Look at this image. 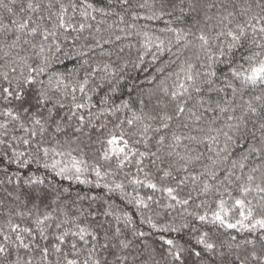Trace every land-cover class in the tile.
Wrapping results in <instances>:
<instances>
[{
  "label": "snow or ice",
  "instance_id": "1",
  "mask_svg": "<svg viewBox=\"0 0 264 264\" xmlns=\"http://www.w3.org/2000/svg\"><path fill=\"white\" fill-rule=\"evenodd\" d=\"M0 8L9 21L0 16V264H264V0H0ZM108 17L168 18L161 31L171 38L129 25L143 38L139 59L151 47L173 57L135 111L107 93L105 107L94 103L120 78L113 57L133 47L106 49L129 36L123 28L103 36ZM105 115L115 119L97 123ZM173 121L189 132L160 134ZM221 138L212 168L192 175L203 153L176 150ZM199 177L207 179L181 195ZM124 181L153 193L128 198L139 223L94 191L123 193Z\"/></svg>",
  "mask_w": 264,
  "mask_h": 264
},
{
  "label": "trees",
  "instance_id": "2",
  "mask_svg": "<svg viewBox=\"0 0 264 264\" xmlns=\"http://www.w3.org/2000/svg\"><path fill=\"white\" fill-rule=\"evenodd\" d=\"M7 2V0H5ZM146 14V13H145ZM7 12L0 8V16L4 17L5 23H8L7 19ZM102 18L100 16H97V21H93V24H96L98 21H100ZM168 18L165 17L164 20H146V19H139L136 21L131 20V18L126 17V22L121 23L117 20L116 17H108L106 18V21L103 25H101L102 28V35L105 37H108L111 34L114 35H121L123 36V33L120 31V29H124L126 32L129 33V36L121 41H116L112 45H106V49L111 50L113 52L118 50V47L125 46L128 43H131L133 47L131 49H128L125 47L124 53H121V58L119 60H116L115 57H113L114 66L118 65V73L120 78H118L117 81H113L112 85L109 86L107 83H105V87L101 90L99 94H97L94 97V103H97L99 105L101 97L107 93L110 97V101H115L116 104H120L123 101H128L132 109L138 110V101L140 99H144L147 102L148 95L152 92H154L158 86L161 79H163V74H160L158 72V69L162 67L163 65L167 64L173 57L171 53H156V48L151 47V51L148 52V54L143 55V59H139V57L143 54L144 49L142 48L143 44V38L137 35H133V29L129 27L130 24L135 23L138 29H141L143 31H148L151 34H155L157 36H161V38H164L165 35H167L169 38L172 37L171 33H163L161 30L165 29L167 27L166 20ZM109 25H112V27L109 29ZM175 26V25H172ZM87 35V33H85ZM113 35V39H114ZM97 53L100 52V49L96 50ZM175 51V49H173ZM153 53H156L158 58L154 61L153 60ZM73 67V64L71 61L66 62L65 64H58L55 66L54 70L59 71H65L66 68ZM175 66H173L174 68ZM122 69V72L120 71ZM167 71H172V69H168ZM156 77V80H153L152 78ZM99 79V78H97ZM110 87H116L115 92L110 91ZM101 108L105 107V105H99ZM151 104H149V108H151ZM97 109H93V112H96ZM131 113L125 110L123 113H118V115L123 118L124 115H130ZM215 115V114H211ZM114 117L105 115L101 116L100 120L97 121V123H105L110 120H114ZM158 123V122H157ZM222 121H217V124H221ZM109 127H111V124H109ZM172 131H183L185 133L189 132V129H179L178 128V121H173L171 124V128L169 130H162L160 134H165L167 132L170 136V133ZM192 135H197L198 132L195 129L191 130ZM152 135V133H150ZM170 142V140H169ZM154 144V139L153 142ZM185 146H187L190 150H192V154L195 155L196 153H203V156L200 161L194 162L191 165H189V172L192 173L194 176H198L200 172H203L207 169L212 168V160L216 159L215 153L223 147V138H221V142L219 144H212V145H206V144H197L194 141H184L183 145H181L180 148H178L176 151H178L181 155L184 153ZM209 147H211V151H209ZM143 150V149H141ZM155 150V148H153ZM211 158V159H209ZM171 162L175 163L176 160L179 159V157H172L169 158ZM91 162V161H90ZM147 163V161H146ZM230 166L229 161H225L221 167L227 168ZM148 169H146L147 171ZM135 170L133 169V172ZM152 171L154 173L153 179L155 180L156 176H158V173H155V169L152 168ZM180 176H183L184 173H179ZM224 175V173H221V177ZM58 179V178H57ZM141 179H143V176L141 174ZM204 179H207V177H199L197 182L193 184L191 181H189L188 185L184 188V191L181 193V195L186 194L190 189L193 187H199L200 182ZM118 180H123V177H119ZM125 182V190L124 192L116 191L113 193H107L106 189H94V191L99 192L101 195H105L106 198L110 199V202L117 207V210L123 209L124 211H128L133 214V216L136 218L137 223H139V215L135 211V206L133 204L128 203V198L135 197L137 195V192L140 195H146V194H153L151 190L147 189L146 187H136L133 185H130ZM210 183H215L212 181H209ZM65 186L68 184L67 181H63ZM80 188L84 191H87V186H77L73 185V188ZM135 188V190H134ZM157 197L161 198V202H164L163 197L166 196V194L156 193ZM194 197L196 196V193H193ZM127 197V198H126ZM227 198V197H226ZM208 199L209 203L212 202L211 197H205V196H199L196 198L195 202L199 203L200 200ZM153 207H156L153 205ZM193 207H195V204H193ZM147 211V210H145ZM16 219V218H14ZM105 219L112 220L111 217H106ZM16 222H19L16 220ZM2 223V221H0ZM141 227L144 228L145 231H147L146 225H141ZM232 231V234H235L234 230Z\"/></svg>",
  "mask_w": 264,
  "mask_h": 264
}]
</instances>
